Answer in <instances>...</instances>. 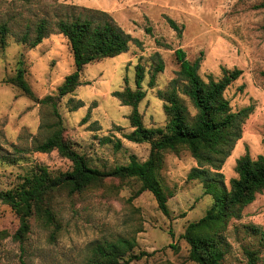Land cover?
<instances>
[{
    "label": "rangeland",
    "instance_id": "1",
    "mask_svg": "<svg viewBox=\"0 0 264 264\" xmlns=\"http://www.w3.org/2000/svg\"><path fill=\"white\" fill-rule=\"evenodd\" d=\"M259 1L0 0V23L5 22L9 29L5 46L0 48V190L12 188L23 174L39 166L52 173L70 167L55 150L35 152L31 145L33 139L43 136L39 129L43 108L38 99L54 96L56 86L74 69L70 49L54 23L86 10L105 12L136 42L114 57L84 65L79 72L80 84L57 100L63 135L71 146L89 166L99 170L125 164L130 156L144 160L149 145L122 137L131 129L127 120L130 107L121 105L112 92L124 87V77L126 85L134 88V65L140 63L144 68V97L137 109L145 126L161 127L165 118L159 93L175 77L177 65L172 52L180 47L187 59L199 58L198 74L203 79L207 74L219 78L221 67L241 71L223 94L232 111L248 104L253 108L219 170L227 185L236 175V158L245 152L251 158L264 152V8L255 7ZM38 19H45L49 33L28 47L19 37L25 31L31 35ZM167 19L177 25L179 33ZM155 53L163 69L153 75L149 85ZM19 68L35 100L6 81ZM180 98L192 111L187 99L183 95ZM76 101L82 105L70 110ZM103 137L109 140L102 141ZM115 139L119 140L118 147L114 146ZM194 165L186 151L165 155L160 178L172 191L166 201L167 216L158 210L149 191L131 197L138 187L133 180L114 190L103 188L114 182L106 177L102 187L79 197L59 194L55 200L60 228L54 241L33 217L28 218L26 238L21 242L14 239L17 216L0 202V264H81L88 243L117 236L134 239L130 252L139 256L126 264H197L188 259V245L181 234L188 222L203 215L211 201L197 180L186 179ZM262 234L264 192L243 208L239 219L229 222L225 232L229 252L221 264H245L244 248L256 250L257 264H264Z\"/></svg>",
    "mask_w": 264,
    "mask_h": 264
},
{
    "label": "trees",
    "instance_id": "2",
    "mask_svg": "<svg viewBox=\"0 0 264 264\" xmlns=\"http://www.w3.org/2000/svg\"><path fill=\"white\" fill-rule=\"evenodd\" d=\"M256 8H264V0H260ZM169 26L179 33V28L170 19ZM57 33L66 40L70 49L73 71L66 74L56 86V94L44 95L38 99L43 108L39 129L43 136L33 139L31 150L57 154L70 163L69 169L52 173L44 166L31 169L23 174L21 180L12 188L0 190V202L6 204L17 216L18 226L13 238L22 241L29 231L28 218L33 217L39 226L48 232V239L54 241L59 228V211L56 208V196L64 193L67 197H79L86 192L104 185V178L113 179L103 188L119 189L128 180L137 185L133 196L141 191H149L158 210L168 215L166 201L172 191L164 186L160 178L166 154L177 155L181 151L189 153L195 165L186 174V179L197 180L203 194L209 196L210 205L197 220L186 224L181 237L188 245L187 257L197 264H221L229 252V243L225 232L231 220L241 217L243 208L250 204L257 194L264 192V152L251 158L246 152L234 162L235 176L224 183L219 171L224 160L230 154L236 140L240 137L241 125L252 105L248 104L232 111L228 100L224 97L225 88L235 80L240 69L220 68L219 78L207 74L203 79L198 74L199 58L187 59L182 48L173 50V58L177 65L175 77L169 86L159 93L162 99L164 124L161 127H147L143 124L138 103L144 97L141 82L144 68L140 63L134 65V88L125 83L121 90L113 91L121 105L130 107L127 115L128 132L122 137L133 143L146 142L149 145L147 156L138 161L130 156L125 164L114 165L107 170H99L88 165L85 157L78 153L63 135L60 114L57 111V100L80 84L81 68L103 58L114 57L127 50L129 43L136 42L128 33L117 26L102 11L86 10V13L71 14L58 19L54 23ZM264 32V24L261 26ZM5 22L0 23V48L5 46L8 33ZM49 33L45 19H38L32 29L22 33L20 41L28 47H34ZM150 75L149 85L156 72L163 69L162 61L157 53ZM6 81L16 87L24 96L35 100L29 85L23 77V70L17 69ZM183 95L192 111L180 98ZM70 102V100H69ZM82 105L76 101L70 110ZM88 114V110L84 117ZM109 140L103 137L102 141ZM114 146H119L115 139ZM264 150V140L262 141ZM130 197V198H131ZM129 198V199H130ZM264 243V234L261 235ZM134 245L133 237L117 236L113 239L94 240L86 245V255L81 264H126L139 255L130 252ZM245 264H257L258 252L254 249H243ZM20 264H24L22 261Z\"/></svg>",
    "mask_w": 264,
    "mask_h": 264
}]
</instances>
